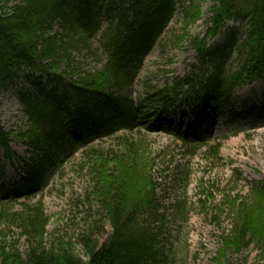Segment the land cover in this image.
I'll return each instance as SVG.
<instances>
[{
  "label": "trees",
  "instance_id": "trees-1",
  "mask_svg": "<svg viewBox=\"0 0 264 264\" xmlns=\"http://www.w3.org/2000/svg\"><path fill=\"white\" fill-rule=\"evenodd\" d=\"M7 1L11 5L2 6L0 12V92L11 89L22 71L35 72L27 75L35 81L32 87L16 91L28 118L19 136L30 147L29 158L12 150V132L4 130L0 118V148L5 157L15 156L24 164L19 179L0 184V224H7L0 237V264L168 262L154 226L159 212L156 187L152 180L135 177L141 172L140 150L126 137L121 155L102 145L88 147L82 154L83 166L93 176L89 205L97 208L87 230L82 229L75 241L61 235L47 241L50 217L42 200L31 202L49 173L81 141L121 129L153 132L161 127L185 144L186 137L194 136L191 151L195 152L202 145L200 137L217 117L234 115L236 88L264 78V0H213L206 37L192 38L196 63L189 73L171 87H155L137 98L132 96V85L143 56L161 37L182 0ZM194 3L183 7L184 18L197 11ZM103 16L109 21L100 35V52L93 40ZM230 20L248 27L245 32L229 30L224 42L207 45V38L221 34ZM87 58L97 66L86 69L83 60ZM259 113L263 117L264 108ZM219 147L208 146L216 155ZM3 177L0 171V181ZM181 182L183 178L174 181ZM251 192L264 200V182L255 183ZM19 196L24 200L19 201ZM228 202L235 215L234 230L222 236L224 247L215 258L217 264H223L229 249L239 251L252 243H264V209L253 207L248 199ZM173 210L182 221L187 220L183 201ZM102 221L111 226L110 232L103 231ZM12 227L25 239L24 250L18 240L7 239ZM101 238H105L102 243ZM74 244L80 245L87 261L75 252Z\"/></svg>",
  "mask_w": 264,
  "mask_h": 264
},
{
  "label": "rangeland",
  "instance_id": "rangeland-1",
  "mask_svg": "<svg viewBox=\"0 0 264 264\" xmlns=\"http://www.w3.org/2000/svg\"><path fill=\"white\" fill-rule=\"evenodd\" d=\"M192 2H195L192 6L198 9L184 18L183 7ZM192 2L182 0L176 7L159 43L147 54L138 71L132 85V96L138 97L155 87H171L178 77L189 72L190 64L196 60L192 38L202 39L206 36L210 8L214 4L213 0ZM10 5L7 0H0V8ZM195 16L200 17L193 21ZM108 21L102 28L107 26ZM226 27V31L238 30L239 23L230 22ZM242 29L240 31L245 32L244 27ZM83 62L86 69L97 66V62L91 58ZM25 75L11 89L0 92L1 123L5 131L12 132L10 144L21 157H29L28 148L19 136V131L27 128L28 118L22 112L16 90L32 87L33 81ZM263 88V81H257L238 88L234 97L238 103L243 100L260 101ZM123 137L135 142L140 150L141 172L135 177L152 180L156 187L159 212L154 218V226L157 227L155 231L158 233L159 247L169 259L162 264H217L215 258L224 247L222 236L234 230L235 215L228 201L233 198L248 199L253 207L264 209L261 196L251 192L255 183L264 181V125L251 123L244 118L229 124L219 122L212 136L206 139L209 145L221 143L219 155L205 146L193 153L188 149L190 146H184L182 141L165 131L119 132L108 136L100 144L121 155L127 144ZM83 163L82 154L67 157L50 174L48 185L31 202L42 200L44 211L50 217L47 241L52 239V235H61L66 239L73 237L75 241L81 230H87L93 220V211L97 206L91 207L88 200L93 176ZM2 165L5 166V181L15 180L23 172L19 159L7 160L0 150V167ZM179 171L184 174L179 175ZM177 178H183L184 182L174 183ZM179 200L184 202L185 221L173 210ZM150 216H154V213ZM6 228V223L0 224V237ZM104 228L103 231L112 230L106 222ZM6 234H10L8 240H18L19 248L25 249L26 241L20 237L17 228L12 227L11 232ZM104 239L101 238L100 242ZM262 248L264 243H253L239 251L229 249L225 260H222L223 264H264ZM74 250L84 261L88 260L79 244H74Z\"/></svg>",
  "mask_w": 264,
  "mask_h": 264
}]
</instances>
